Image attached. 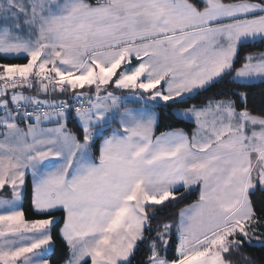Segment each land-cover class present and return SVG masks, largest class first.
Listing matches in <instances>:
<instances>
[{"label": "snow or ice", "instance_id": "1", "mask_svg": "<svg viewBox=\"0 0 264 264\" xmlns=\"http://www.w3.org/2000/svg\"><path fill=\"white\" fill-rule=\"evenodd\" d=\"M57 238L63 264H256L264 0H0V264Z\"/></svg>", "mask_w": 264, "mask_h": 264}, {"label": "trees", "instance_id": "2", "mask_svg": "<svg viewBox=\"0 0 264 264\" xmlns=\"http://www.w3.org/2000/svg\"><path fill=\"white\" fill-rule=\"evenodd\" d=\"M15 62V61H14ZM220 87H224V85H221ZM252 96L249 98V106L253 107V110L257 113H259L262 110V102H261V92L262 87L260 85H256L251 89ZM211 95V93H208ZM195 102V101H191ZM170 121L165 117L162 120V126L159 130H164V127H167L169 125ZM172 127H184L186 130H190V125L187 124H172ZM261 195L260 193H257V196ZM196 199V194H193L189 196L182 204H180L178 207H183L185 204L191 203L193 200ZM25 207H27V203H25ZM177 208L168 209L165 212V215H168L170 213H174L178 210ZM55 255L52 257L54 264H63V261L67 259V249L63 246L62 242L59 240V238L56 239V247H55ZM247 254L251 255L255 261L256 264H261L262 261H264V249L260 248H254L247 250Z\"/></svg>", "mask_w": 264, "mask_h": 264}]
</instances>
